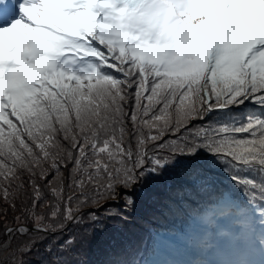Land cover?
Here are the masks:
<instances>
[{"label": "snow or ice", "instance_id": "6c2138e0", "mask_svg": "<svg viewBox=\"0 0 264 264\" xmlns=\"http://www.w3.org/2000/svg\"><path fill=\"white\" fill-rule=\"evenodd\" d=\"M110 221L103 264L134 228L264 264V0H0V264H89Z\"/></svg>", "mask_w": 264, "mask_h": 264}, {"label": "trees", "instance_id": "16d2710c", "mask_svg": "<svg viewBox=\"0 0 264 264\" xmlns=\"http://www.w3.org/2000/svg\"><path fill=\"white\" fill-rule=\"evenodd\" d=\"M240 111L241 113H251L258 112L259 109L249 104ZM145 214L146 211L138 216L137 223L147 226L150 222L142 219ZM158 223L162 225V227L158 230L171 232L174 235L179 234L186 228L184 220L181 217H176L174 219H170L169 221H159ZM193 227L195 229V226ZM174 235L165 233L153 240L149 238L146 233L141 232L139 228H134L133 233L130 234L129 238L137 242V250L136 253H134L136 264H157L160 259V245L164 246L166 244H171V239L176 237ZM104 252H106V250ZM104 258H106V256H104Z\"/></svg>", "mask_w": 264, "mask_h": 264}, {"label": "rangeland", "instance_id": "374dc122", "mask_svg": "<svg viewBox=\"0 0 264 264\" xmlns=\"http://www.w3.org/2000/svg\"><path fill=\"white\" fill-rule=\"evenodd\" d=\"M146 210H138L137 212V218L140 214L144 213ZM221 224L224 225H229L228 224V220H221L220 221ZM118 222L116 221H110L109 222V228L103 232V233H98L96 236L95 241L92 243L91 248L89 250V255H88V261L89 264H98V263H103L105 258V253L104 252L106 250V242L107 240L111 237V228L113 225H117ZM71 231L77 236V238H79L81 236V231L79 229H71ZM256 231H258V229H256ZM172 242H174L177 245V242L180 243L179 239H177L176 237L174 239H172ZM179 250H183L184 249H179ZM104 252V253H103ZM256 255H258L260 252L259 251H253ZM189 255L192 254V252L189 251L188 253ZM251 255H253L252 253H250ZM234 255V254H233ZM234 257H236L234 255ZM169 259L172 260V257L169 256Z\"/></svg>", "mask_w": 264, "mask_h": 264}, {"label": "bare ground", "instance_id": "6f19581e", "mask_svg": "<svg viewBox=\"0 0 264 264\" xmlns=\"http://www.w3.org/2000/svg\"><path fill=\"white\" fill-rule=\"evenodd\" d=\"M188 253L189 252H187L185 254H182V255H179V256H177V255H171L172 260L174 261V264H193L194 259L191 260L192 257L195 256L197 253H200V251H198V250L195 249L192 252L191 255H189ZM246 258L252 261V256H247ZM262 258H264V256H262V254H261L257 262H259ZM234 259H236V257H234V255H232L230 257V260H234Z\"/></svg>", "mask_w": 264, "mask_h": 264}]
</instances>
